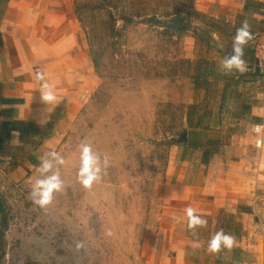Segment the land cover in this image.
Masks as SVG:
<instances>
[{
  "label": "rangeland",
  "instance_id": "374dc122",
  "mask_svg": "<svg viewBox=\"0 0 264 264\" xmlns=\"http://www.w3.org/2000/svg\"><path fill=\"white\" fill-rule=\"evenodd\" d=\"M68 2L92 55V100L68 115L56 138L48 137L55 129L49 126L43 141L22 150V163L28 154L21 164L26 170L14 175L0 164L8 212L7 225L0 221L6 236L2 264H158L168 200L164 178L187 160L195 165L192 177L203 176L205 170L195 163L201 148L214 147L207 143L214 124L209 115L219 112L216 101L229 98L218 66L201 52V44L211 49L209 41L217 40L202 30L207 15L198 8L199 0ZM251 61L263 69L254 57ZM227 76L231 83L233 74ZM83 143L91 144L102 161L108 157L91 191L77 179ZM52 151L65 160L63 165L53 161L63 189L41 210L29 192L43 178L37 172L40 158ZM257 204L250 224L230 221L238 246L233 248L237 259L229 264H264V218ZM244 224L250 225L248 234L242 232ZM77 240L85 242L80 252L74 249Z\"/></svg>",
  "mask_w": 264,
  "mask_h": 264
},
{
  "label": "crops",
  "instance_id": "0c3cea01",
  "mask_svg": "<svg viewBox=\"0 0 264 264\" xmlns=\"http://www.w3.org/2000/svg\"><path fill=\"white\" fill-rule=\"evenodd\" d=\"M199 2L198 8L207 15L202 30L217 40L209 41L214 44L211 49L201 44V52L215 67L232 48V37L242 20L248 19L253 33L264 23V0ZM246 48L251 50L250 42ZM245 59L247 71L234 73L231 83L221 73L230 94L226 102H221L223 98L216 101L219 112L209 115L214 124L207 143L214 147L201 148L200 161L195 163L205 170L203 176L193 178L195 165L187 160L174 163L164 178L168 200L162 213L165 222L158 264H213L217 260L229 264L233 257L237 259L234 249L211 255L206 251L208 239L220 229L231 233L233 218L249 223L258 202L264 218V143L258 146L264 133L257 136L248 128L264 124V66L259 71L251 59ZM37 70L54 87L56 104L46 106L40 101L34 78ZM93 91L90 47L68 0H0V164L14 175L26 170L21 164H26L28 154L22 163V150L43 141L49 126L55 129L48 137L56 138L62 124L70 121L68 115L90 104ZM188 206L208 221L196 233L187 229L184 210ZM243 228V233L250 232V225Z\"/></svg>",
  "mask_w": 264,
  "mask_h": 264
},
{
  "label": "clouds",
  "instance_id": "9594fccd",
  "mask_svg": "<svg viewBox=\"0 0 264 264\" xmlns=\"http://www.w3.org/2000/svg\"><path fill=\"white\" fill-rule=\"evenodd\" d=\"M253 39L254 35L251 25L248 19L245 18L241 21L239 27L236 28L235 34L232 37L231 53L222 58L218 70L224 75L245 73L247 71L245 49ZM34 78L39 84L40 101L46 106L56 104L58 102L57 94L54 87L48 82L45 73L37 70ZM252 130L257 136H261L264 133V124H254ZM260 143H264V140L258 141V146ZM53 161L56 165H63L65 163L64 158L59 153L55 151L45 153L40 158L37 166V172L41 173L43 178L35 180L29 192L32 203L41 210H46L53 203L54 195L63 189V181L59 170L53 171ZM102 164L104 167L107 166V155L103 157L102 161L101 156L94 151L91 144H81L77 179L85 190L91 191L93 186L102 179ZM48 173L51 174L48 175ZM184 213L187 229L191 233H196L198 228H203L208 223L191 206H188L184 210ZM175 219L178 223L180 222L179 217ZM105 234L110 237L113 235V232L111 229H108ZM236 243V237L233 234L220 229L208 239L206 251L211 255H216L222 251L233 249ZM74 249L76 252L85 249V242L80 240L74 241Z\"/></svg>",
  "mask_w": 264,
  "mask_h": 264
},
{
  "label": "trees",
  "instance_id": "16d2710c",
  "mask_svg": "<svg viewBox=\"0 0 264 264\" xmlns=\"http://www.w3.org/2000/svg\"><path fill=\"white\" fill-rule=\"evenodd\" d=\"M259 7V6H258ZM262 7V6H261ZM226 23L228 24V22L226 21ZM231 53V48L228 50V52L226 53V55L230 54ZM225 55V56H226ZM245 58H248V59H251L252 60V52L250 49L246 48L245 49ZM202 75V78H204L206 75L205 74H201ZM201 76H197L196 78H199ZM195 78V79H196ZM195 82V81H194ZM196 86L197 83L195 82ZM211 144V143H210ZM212 145V144H211ZM209 157V153L208 151H206V156L205 158L208 159ZM7 217H8V212L6 210V202L4 200V197L3 195L1 194L0 192V221L2 224L4 225H7ZM1 228V227H0ZM5 248H6V236H5V231L1 232L0 231V264L3 263L4 259H5V256H6V251H5ZM236 253H238V250L235 251Z\"/></svg>",
  "mask_w": 264,
  "mask_h": 264
},
{
  "label": "built area",
  "instance_id": "2783aa9c",
  "mask_svg": "<svg viewBox=\"0 0 264 264\" xmlns=\"http://www.w3.org/2000/svg\"><path fill=\"white\" fill-rule=\"evenodd\" d=\"M229 23V21H227ZM254 39L250 41V48L253 52V57L259 66L264 65V24L260 29L253 33ZM252 126H249V130H252Z\"/></svg>",
  "mask_w": 264,
  "mask_h": 264
}]
</instances>
